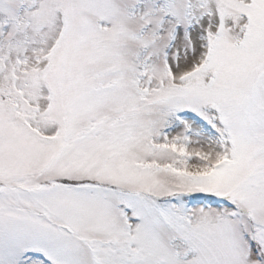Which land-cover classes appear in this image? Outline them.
<instances>
[{"label": "snow or ice", "instance_id": "obj_1", "mask_svg": "<svg viewBox=\"0 0 264 264\" xmlns=\"http://www.w3.org/2000/svg\"><path fill=\"white\" fill-rule=\"evenodd\" d=\"M0 264H264V0H0Z\"/></svg>", "mask_w": 264, "mask_h": 264}]
</instances>
